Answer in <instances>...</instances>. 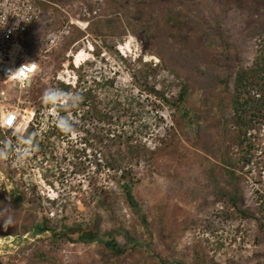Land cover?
<instances>
[{
    "label": "rangeland",
    "instance_id": "obj_1",
    "mask_svg": "<svg viewBox=\"0 0 264 264\" xmlns=\"http://www.w3.org/2000/svg\"><path fill=\"white\" fill-rule=\"evenodd\" d=\"M34 1L0 264H264V0Z\"/></svg>",
    "mask_w": 264,
    "mask_h": 264
},
{
    "label": "built area",
    "instance_id": "obj_2",
    "mask_svg": "<svg viewBox=\"0 0 264 264\" xmlns=\"http://www.w3.org/2000/svg\"><path fill=\"white\" fill-rule=\"evenodd\" d=\"M32 1L34 0H0V100L5 96L4 85L14 82L23 88L27 87L39 70L36 59L21 61L15 66L11 64L15 46L23 48V37L34 28L37 15L31 5ZM18 117L17 111H7L2 116L1 128L15 130Z\"/></svg>",
    "mask_w": 264,
    "mask_h": 264
},
{
    "label": "trees",
    "instance_id": "obj_3",
    "mask_svg": "<svg viewBox=\"0 0 264 264\" xmlns=\"http://www.w3.org/2000/svg\"><path fill=\"white\" fill-rule=\"evenodd\" d=\"M127 189V198H128V201H129V204L137 209L138 208V205H137V202H136V199L134 198L131 190H132V186H127L125 187ZM91 227V226H90ZM36 232L38 233H43L45 231H50L53 232L54 230L53 229H50V227L48 228H45L43 226H40V225H37L36 228H35ZM71 231V230H70ZM73 231V230H72ZM97 235H95L94 231H88L86 233H81V236L79 237L78 241L79 242H89V241H92V240H95V238ZM102 237H99L100 240H102L105 245L113 250L115 253L119 254L123 251V249L117 244V242L113 239H108V240H103L101 239Z\"/></svg>",
    "mask_w": 264,
    "mask_h": 264
},
{
    "label": "clouds",
    "instance_id": "obj_4",
    "mask_svg": "<svg viewBox=\"0 0 264 264\" xmlns=\"http://www.w3.org/2000/svg\"><path fill=\"white\" fill-rule=\"evenodd\" d=\"M58 92H62L59 89H51V90H46L45 94H44V99L45 101L49 102V103H55L58 100ZM61 126L65 129V130H69L70 129V124L66 121H62L61 122ZM27 143L30 144V141H27ZM8 153L3 150L0 149V159H4L7 158ZM8 223L7 218H5V224Z\"/></svg>",
    "mask_w": 264,
    "mask_h": 264
},
{
    "label": "bare ground",
    "instance_id": "obj_5",
    "mask_svg": "<svg viewBox=\"0 0 264 264\" xmlns=\"http://www.w3.org/2000/svg\"><path fill=\"white\" fill-rule=\"evenodd\" d=\"M20 47V46H19ZM127 50V52H130L131 51V49H130V46H128V48L126 49ZM133 50V49H132ZM20 51V53H22V55L21 54H19V59L18 60H15V59H13V56H12V61H11V64L12 65H16V64H18V63H20L21 61H26V60H28V61H35V59H33L32 57H30L28 54H26V53H24V52H22L23 51V49L21 50V48H20V50H18V45H16L15 46V52H19ZM22 58H21V57Z\"/></svg>",
    "mask_w": 264,
    "mask_h": 264
}]
</instances>
